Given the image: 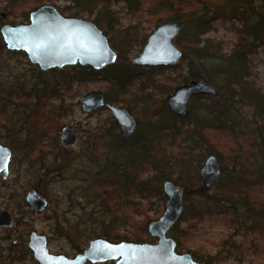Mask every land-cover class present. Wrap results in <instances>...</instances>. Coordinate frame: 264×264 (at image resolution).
<instances>
[{"label": "trees", "instance_id": "1", "mask_svg": "<svg viewBox=\"0 0 264 264\" xmlns=\"http://www.w3.org/2000/svg\"><path fill=\"white\" fill-rule=\"evenodd\" d=\"M21 1L6 0L5 7L9 16H14L15 9L19 6L16 4ZM23 1L26 3L30 0ZM44 1L53 0H35V7L25 14V19H29L32 11L45 6L42 3ZM74 1L79 5H86L82 8L89 12L90 16L94 14L100 3L101 8L94 18V23L103 30L111 46L118 51L117 63L100 71L78 68L79 75L74 78L88 81L103 76L108 79L111 86L110 91L104 94L108 103L123 104V107L132 113L135 109L133 103L142 101V110L150 115L144 128H141L143 123H139L132 137L123 138L118 132L110 135L113 140L108 145L116 152H113V155L107 154L104 166L111 167L110 172L113 174H94L90 187L95 189L93 193H96L101 207L104 208L103 212L114 218L99 231L97 237L114 243L123 241L140 243L142 240L136 236L137 234H120L116 231L121 227L118 224L117 212L125 206L124 198L131 195L149 202L157 198L163 206L167 201L163 185L166 181H171L184 190L185 209L181 218L186 217L202 224L220 219L224 226L237 232L238 235L221 242L223 252L220 254L237 255L241 259L247 254L257 255L261 252L264 254V94L251 81L249 58L257 48L264 46V0H158L150 6L152 10L150 15L155 19V26L171 20L194 19L193 32L186 37L177 38L178 44L186 50L182 60H189L188 55L191 52L201 65L220 62L218 68L202 72L210 82H214L216 78L221 79L218 96L194 97L190 104V114L186 118L169 111L165 96L170 94V88L168 84L157 82L153 77V74L164 73L170 68L179 66L176 64L148 69L133 66L129 55L136 45L145 44L148 35L138 37V27L135 26L125 29L118 27L121 31L119 33L115 28L118 19L109 6L111 0ZM126 2L131 10L136 8L138 11L143 6L139 0H126ZM155 7L159 8L158 11H155ZM197 10L200 16L192 14ZM164 13H169V16L165 17ZM3 18L0 14V21ZM218 20L230 22L237 34V42L228 55L223 51L221 43L215 44L203 38L210 33L212 25ZM235 22L240 24V27L236 26ZM139 40L141 41L137 42ZM19 54L25 56L22 52ZM190 64L192 70L188 77L191 82L201 74L197 72L194 62ZM62 72L53 69L49 73L55 75ZM39 73L43 74V72ZM137 81L139 90L130 91ZM13 89L10 90L11 93H15ZM148 89L150 90L145 92ZM56 90L54 86L49 89L44 85L33 90V96L30 97L36 99V103H40L56 95L58 92ZM152 90L162 96V99L158 100ZM128 94H131L133 99H126ZM17 95L21 96L22 92ZM23 95L26 97L27 93L23 92ZM149 103L155 107L152 109ZM7 106L5 111L9 109V105ZM54 108L58 110L59 107ZM246 109L252 114L251 124L243 115ZM5 116L4 118H7ZM58 120L55 118L54 123L57 124L56 128L59 126L57 129L59 131L63 125ZM113 129H119L116 122H113ZM217 130H222L223 133L217 134ZM183 133L186 134V138L192 140L194 145L192 149L206 147V153H209V156H217L223 164L226 163L227 156L230 167L224 164L222 177L214 188H205L200 178L199 169L205 154L201 153L193 159L184 158L183 155H187L186 148L182 143L178 145L177 141ZM91 138L92 146L100 144L104 139L96 133H92ZM34 141L30 138V143L27 140L25 142L29 148L35 149L31 145ZM226 143H229L228 147L224 146ZM175 145L179 148L178 152L173 151ZM126 149L128 154L125 155ZM176 157H181V160ZM177 168L179 171L176 173ZM210 191L214 193L210 194ZM151 222L153 221H146L145 232ZM197 229V224H194V229L182 231L181 234L178 233V229H172L179 252L185 251L183 239L196 235ZM237 236L242 237L243 240L235 241L234 238L236 239ZM186 252L204 264L214 262L213 258L201 255L195 250L188 248Z\"/></svg>", "mask_w": 264, "mask_h": 264}, {"label": "rangeland", "instance_id": "2", "mask_svg": "<svg viewBox=\"0 0 264 264\" xmlns=\"http://www.w3.org/2000/svg\"><path fill=\"white\" fill-rule=\"evenodd\" d=\"M34 1L30 0L25 3L22 0L18 2L16 5L19 6L15 9L14 16H9L8 9L5 7L7 5L6 0H0V14L4 17L0 21V35L1 28L5 25H17L28 22L29 19H25L24 16L35 7ZM139 1L143 6L138 11H136V8L131 10L126 0L110 1L109 6L118 19L115 28L119 33L121 31H119L118 27L125 29L135 26L138 27V37H142L146 34L149 36L157 28L154 23L155 19L150 15V11H152L150 6L158 0ZM42 3L58 8L65 16L80 17L93 22L101 8L100 3H98L94 14L90 16L89 12L84 11L82 8V6L86 7V5H79L74 0H53ZM158 9V7H155V11H158ZM197 12L198 10L192 14L200 16ZM163 15L168 17L169 13H164ZM193 20H182L184 26L177 38L186 37L187 34L190 35L193 32ZM235 24L240 27L237 22ZM177 38L174 41L176 46L185 53V48L178 44ZM203 38L211 40L215 44L221 43L223 51L227 55L237 42V34L232 29V24L225 20L216 21L212 25L210 33L203 36ZM145 44L136 45L133 48L129 55L130 63L132 59L139 55ZM113 49L118 54V51L115 48ZM12 53V51L7 49L1 35L0 142L13 150L14 157L8 178L4 179L3 175H0V207L12 213L14 225L9 229H0V264H37L28 248L30 235L34 231L40 235L47 236L48 246L52 253L74 258L79 252L82 253V250L88 248L92 240L99 238L97 237L99 231L104 229L109 221L114 218L103 212L104 208L101 207L100 201L95 195L96 193H93L95 189H91L90 186L92 185L94 174H113V172H110L112 170L111 167L105 168L104 166L105 157L107 154L113 155V152H116L108 144L113 140L110 135L117 132L120 134V130L113 129V122L116 121L107 108H100L102 110L99 109L95 113L87 115L82 112L79 104V99L90 92L101 91L105 94V92L110 91V82L103 76L88 81L75 79L74 76L79 75L78 68H82L79 65L65 67L60 70L63 71L62 73L53 75L49 73L50 71L43 72L37 66L31 64L26 55L23 56L19 54L20 52ZM188 56L189 60H181L177 64L179 67L170 68L164 73L157 75L153 74L157 82L168 84L170 88L169 95L177 87L190 82L188 77L192 70L190 63L194 62L197 72L204 76L205 74H202V72L214 70L220 66V62L201 65L194 54L189 52ZM249 58L252 73L251 81L264 94V46L257 48L256 52L250 55ZM117 61L118 58L115 63ZM143 68L148 69L147 67ZM39 72H43V74L40 75ZM66 80H69V82H66ZM211 83L219 90L222 82L220 78H216ZM44 85L49 89L54 86L58 92L56 95L51 96L50 99L36 103V99L30 97L33 96L32 91L42 88ZM139 88V82L137 81L130 91L137 92ZM11 89L15 93H11ZM19 92H22L21 96L17 95ZM23 92L27 93L26 97ZM152 92L158 100L162 99V96H159L155 90H152ZM169 95L165 96L166 99ZM126 99H133V96L128 94ZM133 104L135 109L131 114L136 118L138 124L143 123L141 128H144L149 121L150 115L145 114L142 110V101H137L136 104ZM7 105H9V109L5 111L4 109L8 107ZM116 105L123 107V104ZM149 105L152 109L155 107L153 104L149 103ZM2 107H4L3 110L1 109ZM54 107H59L60 116L58 110ZM52 108H54L53 112H51ZM243 112H246L243 115L248 123L251 124L253 120L252 114L248 112V109ZM4 116L7 118H4ZM55 118H58V122L63 125L59 131L57 130L59 126L56 128L57 124L54 123ZM153 120L155 119L153 118ZM66 126L78 133V140L75 146L70 148H65L61 142V132ZM92 133L102 136L104 138L103 142L92 146L90 144L93 140L91 138ZM216 133H223V131L217 130ZM30 138L35 140L31 144L35 149L26 145L25 141L29 142ZM177 141L178 145L182 143V146L186 148L187 155L191 154V156L183 155L185 159H193L201 153L205 154L200 166L201 169L209 156V153H206L207 148L192 149L191 147L194 146L192 140L186 138L185 133L181 134ZM12 145L14 148H12ZM246 145L245 147H247ZM224 146L228 147L229 143ZM169 149L172 150L170 147ZM177 149L179 148L175 145L173 151H177ZM105 150L111 151L107 152ZM124 154H128V149H126ZM259 155H261L260 150ZM122 157L127 158L126 156ZM176 158L179 161L181 160V157ZM225 159L226 163L224 164L230 167L227 156ZM184 161L181 162L183 163ZM182 163L180 165H183ZM220 163L223 167V162L220 161ZM178 171L179 169L177 168L175 172L177 173ZM33 190H37L49 201L47 210L38 216L32 215L26 203L28 193ZM213 193L214 191H210V194ZM124 199L126 202L125 206L117 212L118 224L121 227L118 230L116 229V231L120 234H137L136 236L142 240L140 243H156L157 239L149 235L148 228L147 232H145L144 226L146 221L158 220L163 215L167 201L162 206V203L157 198L151 202L133 195ZM140 204L141 206H139ZM181 217L172 227V229H178L179 234L182 231L186 232L188 229H194V224L198 225L196 235L183 239L185 251L182 253H185L188 248L195 250L201 255L213 258V264H264L263 252L257 255L247 254L243 259L237 255L220 254V252H223L221 242L238 235L233 229L224 226L220 219H214L210 222L206 221L202 224L186 219V217ZM172 229L168 235L174 238ZM234 240L241 242L243 238L237 236Z\"/></svg>", "mask_w": 264, "mask_h": 264}, {"label": "water", "instance_id": "3", "mask_svg": "<svg viewBox=\"0 0 264 264\" xmlns=\"http://www.w3.org/2000/svg\"><path fill=\"white\" fill-rule=\"evenodd\" d=\"M184 26L182 20L160 24L148 36L145 46L137 57L131 60L138 67H170L183 58V51L175 44ZM3 42L12 52H23L29 62L41 71L61 70L70 66L90 67L100 71L112 65L118 58L108 37L97 24L80 17H69L58 8L45 5L29 15V21L1 28ZM196 96H218V90L201 75L188 84L179 86L166 99L169 111L179 117H188L190 104ZM83 113L89 115L100 108H107L115 119L120 135L130 138L135 135L138 122L131 112L119 105L106 101L101 91H93L79 99ZM78 133L66 126L61 132L65 148L75 146ZM13 159V151L0 143V175L7 179ZM223 167L215 155L206 158L199 174L205 188L217 186ZM167 203L163 215L149 224V235L156 243L120 242L112 243L104 238L92 240L89 247L74 258L54 254L48 246V238L36 231L29 238L28 248L37 264H92L117 261L116 264H203L190 253L176 252L177 243L168 235L184 213V190L171 181L163 185ZM26 202L32 215L45 212L49 201L37 190L30 191ZM14 225L12 213L0 207V229Z\"/></svg>", "mask_w": 264, "mask_h": 264}, {"label": "flooded vegetation", "instance_id": "4", "mask_svg": "<svg viewBox=\"0 0 264 264\" xmlns=\"http://www.w3.org/2000/svg\"><path fill=\"white\" fill-rule=\"evenodd\" d=\"M150 68H151V67H150ZM0 143H1V142H0ZM1 144H3V143H1ZM3 145H4V144H3ZM4 146H5V145H4ZM10 149H11V148H10ZM11 150H12V149H11ZM12 151H13V150H12ZM13 157H14V156H13ZM11 163H12V162H11ZM2 175H3V174H2ZM3 178H4V177H3ZM26 203H27V202H26ZM27 206H28V205H27ZM30 211H31V210H30ZM173 239H174V238H173ZM174 240H175V239H174ZM175 241H176V240H175ZM48 243H49V241H48ZM176 243H177V242H176ZM177 248H178V246H177ZM177 248H176V252H177V253H179V254H185V253H187V252H185V253L179 252ZM84 250H85V249H84ZM84 250H82V252H83ZM79 253H81V252H79ZM79 253H78V254H79ZM191 255H192V254H191ZM194 259H196V258H194ZM196 260H197V259H196ZM197 261H199V260H197ZM110 262L116 264L117 261H109V262H106V263H110ZM200 262H201V261H200ZM202 263H203V262H202ZM87 264H92V263L88 262ZM100 264H103V263H100ZM203 264H204V263H203Z\"/></svg>", "mask_w": 264, "mask_h": 264}]
</instances>
